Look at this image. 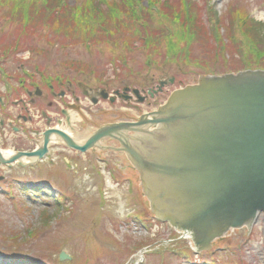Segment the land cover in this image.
Here are the masks:
<instances>
[{"label":"rangeland","instance_id":"1","mask_svg":"<svg viewBox=\"0 0 264 264\" xmlns=\"http://www.w3.org/2000/svg\"><path fill=\"white\" fill-rule=\"evenodd\" d=\"M64 1L66 7L77 3ZM18 2L24 7L31 4V0ZM186 3L199 7L202 22L210 32L214 14L221 22L219 30L223 36L227 33L225 25H231L233 41L239 43L230 61L224 62L220 57L210 61L200 50L201 44L193 43V37L182 32L178 22L162 16L159 0H132L133 19L120 16L127 31L118 30L113 39L100 42L60 38L48 34L45 26L36 31L18 29L17 19L13 21L2 14L0 0V95L5 100L2 109L0 99L1 149H31L36 144L21 141L6 126L10 101L25 98L21 82L29 88L39 86L43 93L36 102L45 107V77L58 83L59 88H65L70 81L76 88L83 83L114 93L127 86L130 92L138 88L141 94H147V87L157 86L160 80L174 78L160 93L147 95L143 102L115 97L112 101L99 98L96 105H91L78 92L84 113L93 114L88 117L89 122L84 119L81 133L76 134V141L83 142L96 125L134 120L163 103L173 89L194 83L199 75L209 74L213 68L218 74L225 69L231 72L235 67L244 69L247 41L237 20L228 14L232 8L242 6L254 20H264V0ZM141 7L149 8L146 20H137ZM246 24L257 36V30L251 29L253 22ZM148 29L155 32L148 40L156 44L157 50L152 53L146 39L141 38ZM257 37L263 43L264 31ZM170 53L172 57L167 60ZM7 83L11 93L3 91L5 86L8 90ZM32 124L45 127L40 118ZM108 141L114 148L83 152L53 142L47 158L24 167L14 164L11 170L0 165V264H264L263 213L240 242L216 244L200 254L191 237L156 218L139 168L121 152H115L119 151L118 144ZM98 144L99 141L89 148ZM63 156L78 166L72 168L73 163L66 164ZM127 163L135 168L127 170ZM107 180L112 184H107ZM61 251L67 255L64 259L59 258Z\"/></svg>","mask_w":264,"mask_h":264},{"label":"water","instance_id":"2","mask_svg":"<svg viewBox=\"0 0 264 264\" xmlns=\"http://www.w3.org/2000/svg\"><path fill=\"white\" fill-rule=\"evenodd\" d=\"M167 82L160 81L159 88ZM95 93L108 97L104 89ZM51 133L82 151L106 135L118 139L117 149L140 170L154 213L189 232L198 249L222 235L209 248L240 242L249 229L233 228L250 226L264 213L263 69L200 75L156 109L135 121L100 126L81 145L62 130L48 129L32 151L4 158L0 150V163L10 166L21 156L33 163L42 159ZM66 256L59 253L60 259Z\"/></svg>","mask_w":264,"mask_h":264},{"label":"trees","instance_id":"3","mask_svg":"<svg viewBox=\"0 0 264 264\" xmlns=\"http://www.w3.org/2000/svg\"><path fill=\"white\" fill-rule=\"evenodd\" d=\"M1 2L2 14L13 21L17 19L19 21L18 29L36 31L34 29L45 26L48 34L53 33L60 38H70L76 42L81 40L100 42L104 38L113 39L112 35L118 30L127 31L120 16L124 15L130 19L134 17L132 0H77V3L72 7H66L64 0H31V4L27 7H24L23 4L20 5L18 0H1ZM158 10L164 18L178 22L182 27V32L190 38L193 37V43H195L194 41L199 42L200 50L209 56L210 61H216L220 57L224 62L225 60L228 62L233 54L236 55L233 51L239 41H233L230 24L225 25L226 35L221 34L219 30L221 22L214 11V19L209 18L211 22H215L211 29L212 32H210L202 22L199 7L196 5L193 8L192 4L190 6L189 3H186V0H172V2L159 0ZM244 10L245 8L238 6L232 8L228 14L233 21L237 20L239 31L247 41V50L243 55L245 61L243 68L264 69V42L261 43L257 37L261 36L264 31V20H254V17ZM149 15V8L141 7L140 19L137 20H146ZM90 21L93 23L90 24ZM246 21L253 22L251 29L252 31L257 30V36L247 29ZM197 28L200 29L197 30ZM96 32H98L97 35ZM154 34L153 29H148L145 34L141 35V38L146 39L147 48L149 47L151 53L157 50L154 42H148L149 37ZM121 35L124 37V34L121 33ZM171 57L172 54H168L167 60H170ZM80 69L83 68L80 67ZM213 69L209 72L217 73ZM240 69L242 68L235 67L231 72ZM225 71L228 72L227 69Z\"/></svg>","mask_w":264,"mask_h":264},{"label":"flooded vegetation","instance_id":"4","mask_svg":"<svg viewBox=\"0 0 264 264\" xmlns=\"http://www.w3.org/2000/svg\"><path fill=\"white\" fill-rule=\"evenodd\" d=\"M68 84L69 85L65 86V88H59L58 86L56 87V85H59L58 83H51L49 79L45 77V107L41 106L38 102H36V99H39L43 93L41 89L38 87V85L32 86L31 88L26 87L25 92H24L25 98L23 97L18 98V99L14 98L10 101L11 107L8 109L10 115L7 116L9 118L6 119V126L17 137H20L21 141H24V142L33 141V144L36 142L35 146L32 147L31 149L15 148V149H12L13 151H32L34 150L41 143L43 139V133L48 129H59V130L64 131L75 143L79 145L85 143V141L92 135V133L94 132V130L97 128L98 125L95 126L96 128L92 130L90 134H88V136L84 139L83 142L76 141L77 140L76 134L81 133L80 130L83 128L82 127L83 124H85L84 119L86 118V122H89L87 120L88 117L93 115L92 113H89L87 111L84 113V110L80 107L81 99L79 96L82 94L84 96L86 103L91 104V105H96L99 98L95 93L92 92L93 90L96 91V89L92 87H87L83 83L78 85V88L73 86L70 83V81H68ZM70 85L73 86V88H71ZM155 89H157V86L147 87L146 89L147 95L151 96L149 93L150 91V92H153L151 97L156 96V94L160 93L163 88L161 90H158V92H154ZM117 90L119 89H115L114 92H116ZM3 91L10 92L6 88H4ZM78 92L81 94H79ZM125 95H129L127 100H130L132 98L137 100V96L130 93V91L124 92L123 96L125 97ZM0 99H2L1 107L3 109L5 100L1 95H0ZM36 118H40L44 120L45 127L40 128L38 127V125L32 124V121H34V119ZM107 122L109 121H104L101 124H105ZM72 133L74 135H72ZM108 140H110L111 142H114L115 144H118V146L121 145L118 139L112 136L106 135L99 140L98 147H95V148L88 147L89 149L87 148L84 151H87L90 149L95 150L97 148H99L100 150H109L108 147L114 148V146H110L107 144V142H109ZM53 142H58L62 144V146H67L70 149H73L74 151L78 150L80 152H83L80 149L69 146L64 140V138H62L61 136L51 133L50 140L47 144L48 152L45 153L42 159L47 158V155L49 154V151L51 150V144ZM115 152H121L123 154L122 156L126 160H130L128 157V154L124 150H119ZM63 157H64L63 161L64 162L66 161V164H69L70 161L73 163L72 168H74V165L78 166V163L73 162L70 157L69 158L67 156H63ZM26 163L30 165L33 162L28 161ZM113 166L116 167L115 164H113ZM124 167L127 170L135 168V166H133V164L131 163H127Z\"/></svg>","mask_w":264,"mask_h":264},{"label":"bare ground","instance_id":"5","mask_svg":"<svg viewBox=\"0 0 264 264\" xmlns=\"http://www.w3.org/2000/svg\"><path fill=\"white\" fill-rule=\"evenodd\" d=\"M129 142L131 143V141H129ZM13 152H14L13 150H1V154L3 155L4 158H8L9 155H11V153H13ZM18 161L26 163L28 161H31V158L30 157H27V156H21L17 160L13 161L12 168L14 167V164H16ZM107 181H108L107 184H109V185L112 184L110 180H107ZM188 234H190V233L188 232Z\"/></svg>","mask_w":264,"mask_h":264}]
</instances>
